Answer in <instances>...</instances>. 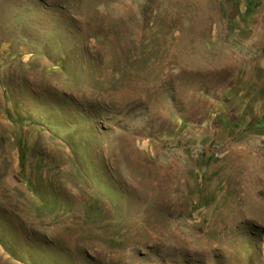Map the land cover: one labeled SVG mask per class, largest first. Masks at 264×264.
<instances>
[{
	"label": "rangeland",
	"instance_id": "374dc122",
	"mask_svg": "<svg viewBox=\"0 0 264 264\" xmlns=\"http://www.w3.org/2000/svg\"><path fill=\"white\" fill-rule=\"evenodd\" d=\"M0 264H264V0H0Z\"/></svg>",
	"mask_w": 264,
	"mask_h": 264
}]
</instances>
